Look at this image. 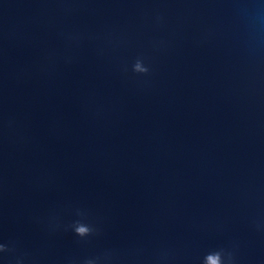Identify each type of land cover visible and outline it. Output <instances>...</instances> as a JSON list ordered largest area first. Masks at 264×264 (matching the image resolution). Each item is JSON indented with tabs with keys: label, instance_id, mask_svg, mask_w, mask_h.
Instances as JSON below:
<instances>
[{
	"label": "water",
	"instance_id": "1",
	"mask_svg": "<svg viewBox=\"0 0 264 264\" xmlns=\"http://www.w3.org/2000/svg\"><path fill=\"white\" fill-rule=\"evenodd\" d=\"M76 208L99 237L48 230ZM9 240L34 264H264V0H0Z\"/></svg>",
	"mask_w": 264,
	"mask_h": 264
},
{
	"label": "clouds",
	"instance_id": "2",
	"mask_svg": "<svg viewBox=\"0 0 264 264\" xmlns=\"http://www.w3.org/2000/svg\"><path fill=\"white\" fill-rule=\"evenodd\" d=\"M156 26H162L164 17L157 14L153 17ZM77 39V37H71ZM154 51H163L167 48L166 40H157L152 42ZM127 73L128 69H123ZM152 72L151 65L147 62L144 56L137 57L131 65V73L136 77H147ZM76 219L69 223H61L59 217L53 215L48 221V230L55 231H71L80 241H87L91 238H96L101 235V229L97 222L90 219V213L86 209L76 208L74 210ZM114 259L113 253L104 252L98 255L86 256L82 258H68L66 264H112ZM167 259V253H162L158 258V264ZM0 260H4L5 264H34L32 258L19 250L16 241L0 242ZM200 264H237L236 245L228 247H219L207 251L201 258Z\"/></svg>",
	"mask_w": 264,
	"mask_h": 264
}]
</instances>
